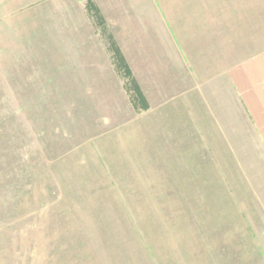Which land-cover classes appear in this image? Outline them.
Wrapping results in <instances>:
<instances>
[{"label":"rangeland","instance_id":"rangeland-1","mask_svg":"<svg viewBox=\"0 0 264 264\" xmlns=\"http://www.w3.org/2000/svg\"><path fill=\"white\" fill-rule=\"evenodd\" d=\"M197 2L264 46V0L159 5ZM78 17L76 32L0 20V264H264L256 129L238 114L229 131L222 105L223 136L207 137L156 91L136 113L105 38Z\"/></svg>","mask_w":264,"mask_h":264},{"label":"crops","instance_id":"crops-1","mask_svg":"<svg viewBox=\"0 0 264 264\" xmlns=\"http://www.w3.org/2000/svg\"><path fill=\"white\" fill-rule=\"evenodd\" d=\"M147 1L149 19L141 16L143 7L135 0H93L99 26L87 15L85 0H0V20L34 19L40 26L74 27L76 32L80 14L94 37L105 38L101 42L108 61L107 37L112 38L149 106L147 112H152L155 96L147 93L156 91V101L178 106L189 120L207 125V137L214 133L220 140L213 107L221 110L226 105L229 131L236 132L239 114L264 143V46L254 51L248 30L238 33L232 23L221 27L200 2L171 8L159 5V0ZM69 50L64 56L75 57Z\"/></svg>","mask_w":264,"mask_h":264},{"label":"trees","instance_id":"trees-1","mask_svg":"<svg viewBox=\"0 0 264 264\" xmlns=\"http://www.w3.org/2000/svg\"><path fill=\"white\" fill-rule=\"evenodd\" d=\"M85 11L89 17L95 19L99 26H102L99 15V11L95 6L93 0H85ZM108 48L111 52V63L114 67L116 74L123 80L124 91L128 95L129 102L133 110L138 113L140 111L148 110L149 106L145 101L142 92L140 91L138 85L136 84L131 71L129 70L123 57L120 55L114 41L111 37H107Z\"/></svg>","mask_w":264,"mask_h":264}]
</instances>
